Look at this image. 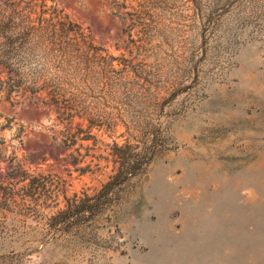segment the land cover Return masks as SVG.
I'll return each mask as SVG.
<instances>
[{"label":"rangeland","instance_id":"1","mask_svg":"<svg viewBox=\"0 0 264 264\" xmlns=\"http://www.w3.org/2000/svg\"><path fill=\"white\" fill-rule=\"evenodd\" d=\"M46 4L102 49L80 97L102 122L0 89V264H264V0ZM141 139L116 203L50 220Z\"/></svg>","mask_w":264,"mask_h":264},{"label":"trees","instance_id":"2","mask_svg":"<svg viewBox=\"0 0 264 264\" xmlns=\"http://www.w3.org/2000/svg\"><path fill=\"white\" fill-rule=\"evenodd\" d=\"M101 51L80 24L46 0H0V89L6 94L18 89L43 92L66 118L76 116L98 126L102 121L93 118L80 97L90 87L93 59H102ZM100 85H105L103 79ZM144 141L112 143L113 168L107 180L89 197L68 199L50 220L79 221L85 213L90 217L116 203L124 185L152 158L155 145Z\"/></svg>","mask_w":264,"mask_h":264}]
</instances>
